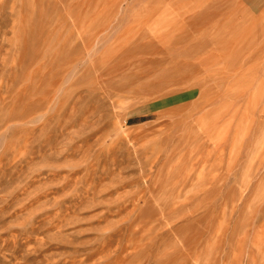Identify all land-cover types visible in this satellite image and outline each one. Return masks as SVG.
<instances>
[{"label": "rangeland", "instance_id": "374dc122", "mask_svg": "<svg viewBox=\"0 0 264 264\" xmlns=\"http://www.w3.org/2000/svg\"><path fill=\"white\" fill-rule=\"evenodd\" d=\"M0 264H264V0H0Z\"/></svg>", "mask_w": 264, "mask_h": 264}]
</instances>
